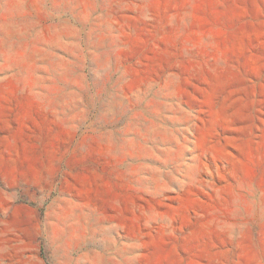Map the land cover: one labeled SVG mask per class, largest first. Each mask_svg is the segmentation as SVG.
Instances as JSON below:
<instances>
[{"label": "rangeland", "instance_id": "obj_1", "mask_svg": "<svg viewBox=\"0 0 264 264\" xmlns=\"http://www.w3.org/2000/svg\"><path fill=\"white\" fill-rule=\"evenodd\" d=\"M0 264H264V0H0Z\"/></svg>", "mask_w": 264, "mask_h": 264}]
</instances>
